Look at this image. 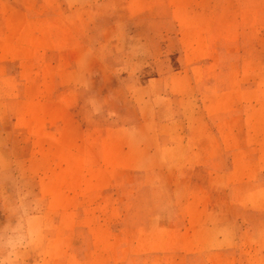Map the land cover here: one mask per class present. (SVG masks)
I'll list each match as a JSON object with an SVG mask.
<instances>
[{
    "label": "crops",
    "instance_id": "crops-1",
    "mask_svg": "<svg viewBox=\"0 0 264 264\" xmlns=\"http://www.w3.org/2000/svg\"><path fill=\"white\" fill-rule=\"evenodd\" d=\"M181 1L0 0V164L16 161L1 125L20 124L33 135L26 161L50 162L44 208L74 220L148 211L118 237L93 226L83 262L119 264L108 249L119 240L120 264H264V74L244 73L264 61L241 62L225 36L238 29L208 13L193 25ZM166 3L176 36L162 43L138 25L150 35L134 50L132 23ZM164 163L168 173H147ZM115 190L124 196L107 203ZM82 193L106 199L81 203ZM63 254L82 263L80 251Z\"/></svg>",
    "mask_w": 264,
    "mask_h": 264
},
{
    "label": "rangeland",
    "instance_id": "rangeland-1",
    "mask_svg": "<svg viewBox=\"0 0 264 264\" xmlns=\"http://www.w3.org/2000/svg\"><path fill=\"white\" fill-rule=\"evenodd\" d=\"M176 7L178 11H185V8L188 11L193 10V17L188 19L193 25L203 22V15L208 13L213 14L212 19L217 18L222 20L224 25L235 27L238 32L225 35L228 38L237 39L235 47H238L239 50L235 49L233 52L235 56L241 62L249 58L256 60V62L261 59L264 61V0H182L176 4ZM135 10L136 8L125 9L124 16L135 17ZM168 11L173 13L172 7L167 3L161 7L148 8V11L141 15L140 21H143L142 23H132L129 36L134 50L139 42L137 38H144L142 36L150 35L151 31L154 40L162 43L167 37L168 30L171 31L168 37L170 35L176 36L177 29L172 19L170 20L165 16ZM254 11H256V16L252 14ZM215 12L220 16H217ZM138 25L142 27V30L150 27V32L143 31L144 34L137 37L134 32L137 31ZM195 36L200 37V35ZM247 65L244 72L245 76H248L249 73L264 74V66L259 64L255 66V68L261 67L259 72L249 70ZM245 84L250 83L245 82ZM82 115L87 117V113L82 112ZM131 120H137L135 113L131 115ZM97 122L104 124L109 122L110 124L112 121L98 117ZM1 128L7 139L13 142L12 151L16 161L13 165L10 162L0 164V171L4 169L12 171L10 174L0 173V264H72L71 260L66 261L68 258L63 253L74 250L82 252V263L77 262V264H90L87 263L88 261L83 262V256L86 254L84 259H88L89 246L93 250L96 249L92 242H88L89 238L92 237L93 226L99 223L106 224L109 233L111 232L114 237H118L124 230L127 231L126 228L129 223L136 226L138 223L146 221L148 216L143 220H138V217L147 214V210L132 211L130 220H124V215L118 210H80L74 220L72 217L70 219L64 218L62 210L44 208L48 203V196L44 197L37 192L42 184L41 172L48 169L50 162L41 161L40 157L30 162L26 161V158L33 153L34 147L30 143V138H33V135L29 134L24 126L18 124L15 128L12 124L10 129V122H7L2 123ZM35 153L36 156L40 155L38 150H35ZM8 165L10 169H8ZM168 168V165L164 163L156 170H149L147 173H168ZM161 180L160 185L163 188L165 187L164 178L162 177ZM115 192L111 193L112 196L107 199V203L115 204L120 200V197L124 196L121 190H115ZM162 193V197L166 198L167 194L163 191ZM104 196L82 193L81 203L101 202L106 199ZM130 196L131 198H129ZM125 197L129 198L126 201L129 204L131 202L136 203L138 200L136 194H133L132 198V192L127 193ZM64 219L67 221L61 224ZM66 222L70 224L68 225ZM128 232L131 233V231ZM117 242L111 243L112 246L108 249L109 251L112 250L110 252L112 258L120 264L122 258L120 249L123 244L119 243V240Z\"/></svg>",
    "mask_w": 264,
    "mask_h": 264
}]
</instances>
